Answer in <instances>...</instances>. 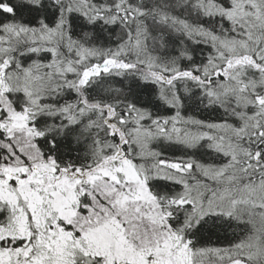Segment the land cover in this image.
<instances>
[{"label": "snow or ice", "instance_id": "6c2138e0", "mask_svg": "<svg viewBox=\"0 0 264 264\" xmlns=\"http://www.w3.org/2000/svg\"><path fill=\"white\" fill-rule=\"evenodd\" d=\"M0 264H264V0H0Z\"/></svg>", "mask_w": 264, "mask_h": 264}]
</instances>
